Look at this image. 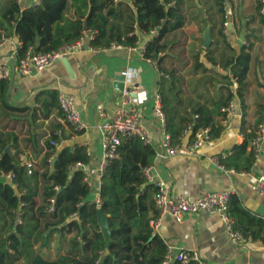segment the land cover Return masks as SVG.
Listing matches in <instances>:
<instances>
[{"label":"crops","instance_id":"obj_1","mask_svg":"<svg viewBox=\"0 0 264 264\" xmlns=\"http://www.w3.org/2000/svg\"><path fill=\"white\" fill-rule=\"evenodd\" d=\"M39 1L17 0L22 10L37 5ZM189 1L194 0H184L185 25L164 37L169 48L161 62L152 60L151 63V59L144 57L142 48L154 38L150 33L136 31L139 41L135 50L122 46L107 52H93L85 47L82 52L70 55L37 74L20 76L13 72L7 80L9 102L28 111L19 112L13 120L6 118L4 125L19 135L23 160L35 162L38 169L45 155V150H40L57 124L62 126L59 130L63 132L58 150L66 146L85 147L90 152L87 167L95 168L103 155L101 125L106 118L101 116V111L110 118L121 105V90L132 85L149 95L142 108L144 124L156 151L161 150L163 126L154 112L155 96L159 94L166 124L170 119L177 128H194L202 115L212 119L211 126L215 132L211 142L192 155L189 145L194 133L193 130L186 131V128L177 143L180 149L176 156L165 160L155 158L151 166L154 181L164 182L174 196L191 199H197L206 192H230L245 210L262 219L264 196L258 195L252 186L264 168V146L257 158L252 156L250 149L251 136L258 128L257 111L264 104V25L252 21L257 0H227L228 22L224 29L222 15L214 0H196V5ZM208 23L213 39L209 48L216 66L207 57L203 46ZM15 27V22L11 27L6 25V29L0 27V34L4 33L9 38L0 49V66L13 68L18 61L20 42ZM244 46L250 47L251 62L246 79L248 87L239 97L237 80L231 68H225V65L240 54ZM130 68L138 72L133 84L122 75ZM52 91L74 97L75 105L87 125L83 132L74 134L60 110L49 111L48 104H43L49 101ZM230 93L235 95L233 111L225 112V107L220 110L219 105L225 103ZM34 134L39 142L38 158L33 143L28 142ZM246 140L248 148L241 153L237 149ZM9 149V152H15ZM223 154H227V158L221 162L235 173L220 169L215 159ZM97 195L94 193L93 197L96 199ZM233 219L236 227L237 222ZM155 232L172 254L182 250L195 251L202 261L210 264H264V238H252L245 246H236L219 214L204 212L187 215L181 223L166 215Z\"/></svg>","mask_w":264,"mask_h":264},{"label":"trees","instance_id":"obj_2","mask_svg":"<svg viewBox=\"0 0 264 264\" xmlns=\"http://www.w3.org/2000/svg\"><path fill=\"white\" fill-rule=\"evenodd\" d=\"M0 1V27H11L12 22L16 24L15 33L20 42L18 60L30 47L39 53H49L73 44L84 37L85 31L94 33L90 43L95 48H108L114 43L135 47L139 41L136 31L149 34L153 28L162 26L159 36L147 45L145 53L146 59L161 62L169 48L164 37L185 25L184 0H40L25 10L17 0ZM226 2L214 0L222 15L223 29L228 22ZM263 8L264 0H257L253 23L259 21L264 25ZM249 49L244 46L240 54L225 65V68H231L237 80L239 97L248 87ZM205 51L216 66L211 48ZM50 94L49 101L43 104H48L49 111L60 110L65 119L58 101L59 94L53 91ZM234 97L230 93L218 108L227 109ZM26 111L28 109L10 104L7 81H0V174L15 175L12 183L0 178V264H162L168 247L151 225L159 217L153 199L156 188L143 174L154 164V145L138 139H125L119 149V157L107 167L102 185L95 192L85 181V171L75 168L79 162L90 163L87 149L76 145L58 150L57 146L62 142V137L56 135L62 128L60 124L54 127L40 150H45V155L39 162V169L35 163V170L29 173L21 156L23 150L19 135L4 125L6 118L13 120L19 112ZM257 114L258 127L264 123V104ZM211 120L200 115L193 133L210 126ZM186 128H177L167 119V133L175 144L180 142ZM214 132L215 128L212 136ZM28 142L33 143L38 158L36 135ZM248 145L246 140L237 150L245 153ZM8 148L15 152H7ZM94 193H98L97 198L103 204L101 207L98 199L93 197ZM52 205L54 211L50 212ZM229 209L238 231L255 240L264 238L263 218L250 214L233 196ZM99 210L109 216L110 241L102 231ZM54 246L59 253L57 258H45L42 252H51Z\"/></svg>","mask_w":264,"mask_h":264},{"label":"built area","instance_id":"obj_3","mask_svg":"<svg viewBox=\"0 0 264 264\" xmlns=\"http://www.w3.org/2000/svg\"><path fill=\"white\" fill-rule=\"evenodd\" d=\"M262 14L264 15V8L262 9ZM161 29L162 26L155 27L151 30L150 34L153 38H156L159 36ZM93 39L94 33L91 31H85L83 38L73 44L64 45L56 51L39 53L35 51L34 47H30L24 57L18 60L13 68L6 65L0 66V81L9 80L13 72L20 76H31L37 74L70 55L82 52L85 47H88L93 52H107L108 50L122 47L121 45L114 43L108 48H95L90 43ZM8 41L9 38L6 34H0V49L4 47ZM136 46L129 48L135 50ZM146 50L147 46H144L142 48L144 57ZM149 62L153 63L152 60H149ZM122 75L128 82L133 84L138 77V72L135 68H130L123 72ZM155 98L154 112L162 122L164 136V141L161 144V150L156 151V158L165 160L169 157L176 156L179 152L180 145L173 143L171 136L167 133L166 116L163 111L161 96L157 94ZM148 100L149 95L146 91L140 90L132 85L121 90V105L116 108L110 118H107L105 112L101 111V116L106 118L101 125V142L103 147L101 161L95 168H89L86 164L81 162L77 163L75 166L76 169H83L85 171V181L92 190H95V192H97L102 185V178L104 177L107 167L113 160L119 157V149L125 139H138L146 144H152L150 133L144 124L145 116L142 110ZM58 101L65 116V121L70 125L73 133L79 134L83 132L87 128V125L83 121L82 116L75 105L74 97L66 93H61L58 97ZM233 107L234 104L232 102L224 111L232 112ZM213 129V126L210 125L208 127L201 128L194 133L193 141L189 145L190 154L196 155L200 149L211 142ZM189 130H193V126H189L186 131ZM62 134L63 132L61 130L56 133L58 136H62ZM52 144L57 145L55 142ZM263 146L264 123L258 126L255 136L250 142V149L256 158L262 154ZM87 153L90 156L88 149ZM225 158H227V154H223L221 158H216L215 161L221 170L228 173H235L234 170L228 169L221 162V160ZM24 164L27 165L30 174L36 168L35 162L30 160H24ZM143 174L149 183L155 184L156 188L153 199L155 201L156 208L159 211V217L151 222L155 231L159 228L161 219L166 215L175 218L181 223L187 215H199L206 212L209 214H219L222 217L231 241L236 246H245V244L252 239L251 237H246L235 227V221L229 211L231 202L230 192H206L197 199H191L184 196H174L168 185L161 181H154L152 167L146 168L143 171ZM0 178H4L8 182L12 183L15 175L12 173H1ZM252 189L258 195L264 196V168L258 177L256 184L252 186ZM97 202L99 207L103 205L101 200L98 199ZM52 203H55L54 199L52 200ZM49 211H54V205L51 206ZM173 262H180L182 264H189L190 262L210 264L202 261L198 252H189L186 250H182L177 254H172L168 251L162 264H171Z\"/></svg>","mask_w":264,"mask_h":264},{"label":"water","instance_id":"obj_4","mask_svg":"<svg viewBox=\"0 0 264 264\" xmlns=\"http://www.w3.org/2000/svg\"><path fill=\"white\" fill-rule=\"evenodd\" d=\"M85 28L87 29L86 23H85ZM203 40H204V42H203L204 48L208 49L211 46L212 41H213L211 25L209 23H208V26L205 30ZM9 150L10 149L8 148L7 152H9ZM98 219H99V222L101 224L102 231L107 236L108 241H110V239H111V228H110V224H109V216L107 214H105L102 210H99Z\"/></svg>","mask_w":264,"mask_h":264},{"label":"rangeland","instance_id":"obj_5","mask_svg":"<svg viewBox=\"0 0 264 264\" xmlns=\"http://www.w3.org/2000/svg\"><path fill=\"white\" fill-rule=\"evenodd\" d=\"M189 2H191V1H189ZM196 0H194V2H191V3H195V5H196ZM200 2V1H199ZM42 254H43V256L45 257V258H47V259H49V260H55L56 258H57V256L59 255V253H58V250H57V248H56V246H54L53 248H52V251L51 252H48V251H44V252H42Z\"/></svg>","mask_w":264,"mask_h":264}]
</instances>
